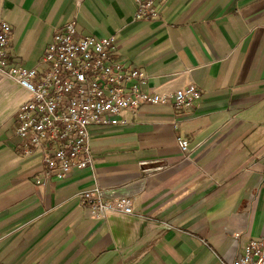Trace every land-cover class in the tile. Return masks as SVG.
<instances>
[{
	"label": "crops",
	"instance_id": "obj_1",
	"mask_svg": "<svg viewBox=\"0 0 264 264\" xmlns=\"http://www.w3.org/2000/svg\"><path fill=\"white\" fill-rule=\"evenodd\" d=\"M133 0H0L8 52L39 64L55 28L116 37V56L194 106L142 104L123 124L89 127L92 165L43 180L15 112L28 92L0 75V264H227L264 235V0H168L133 18ZM177 137L187 140L184 157ZM133 197L95 218L79 194ZM237 234V235H236Z\"/></svg>",
	"mask_w": 264,
	"mask_h": 264
},
{
	"label": "built area",
	"instance_id": "obj_2",
	"mask_svg": "<svg viewBox=\"0 0 264 264\" xmlns=\"http://www.w3.org/2000/svg\"><path fill=\"white\" fill-rule=\"evenodd\" d=\"M133 1L134 19L153 20L168 0ZM10 33L11 25L0 18V75L9 76L28 92L15 112V132L24 154L40 151L43 180L63 178L71 170L92 165L90 126L123 124L119 114L142 104L189 109L201 94L194 84L171 95L155 92L143 71L117 58L114 35L81 34L74 20L55 28L39 64L30 67L11 61ZM176 139L187 157V140ZM79 201L95 218H104L109 211L130 213L133 205V197L105 199L98 188L82 191ZM227 264H264V235L251 237L244 252Z\"/></svg>",
	"mask_w": 264,
	"mask_h": 264
}]
</instances>
